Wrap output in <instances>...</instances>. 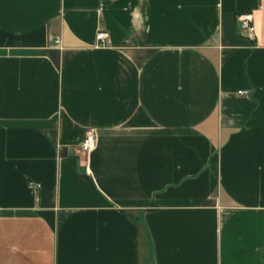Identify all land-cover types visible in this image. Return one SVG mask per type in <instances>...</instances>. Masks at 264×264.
Here are the masks:
<instances>
[{
  "label": "crops",
  "instance_id": "obj_1",
  "mask_svg": "<svg viewBox=\"0 0 264 264\" xmlns=\"http://www.w3.org/2000/svg\"><path fill=\"white\" fill-rule=\"evenodd\" d=\"M0 264H264V0H0Z\"/></svg>",
  "mask_w": 264,
  "mask_h": 264
},
{
  "label": "built area",
  "instance_id": "obj_2",
  "mask_svg": "<svg viewBox=\"0 0 264 264\" xmlns=\"http://www.w3.org/2000/svg\"><path fill=\"white\" fill-rule=\"evenodd\" d=\"M236 25L240 33H243L250 39L255 38V28L253 23V13L251 11L240 12L236 16ZM97 40L99 44L104 45L106 41V34L104 31L97 33ZM56 42H59L57 39ZM238 94L246 95L247 90H238ZM97 144V137L93 131H88L79 141V146L84 152L93 149ZM39 187L40 184H37Z\"/></svg>",
  "mask_w": 264,
  "mask_h": 264
}]
</instances>
